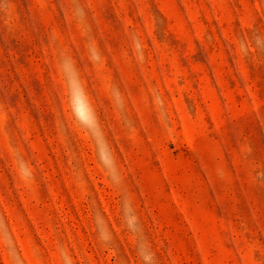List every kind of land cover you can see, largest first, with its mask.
Wrapping results in <instances>:
<instances>
[{
  "label": "rangeland",
  "instance_id": "374dc122",
  "mask_svg": "<svg viewBox=\"0 0 264 264\" xmlns=\"http://www.w3.org/2000/svg\"><path fill=\"white\" fill-rule=\"evenodd\" d=\"M0 264H264V0H0Z\"/></svg>",
  "mask_w": 264,
  "mask_h": 264
},
{
  "label": "clouds",
  "instance_id": "9594fccd",
  "mask_svg": "<svg viewBox=\"0 0 264 264\" xmlns=\"http://www.w3.org/2000/svg\"><path fill=\"white\" fill-rule=\"evenodd\" d=\"M77 14L78 16L82 15V12L78 10ZM137 49L141 50L142 52L138 40ZM92 56L97 62L100 60L98 52L92 51ZM60 67L68 83L69 103L74 119H76L81 126L86 128L94 138L102 136L99 122L95 115V110L93 109L91 102L87 97V93L80 82L79 75L75 70V66L72 64L71 60L65 56L61 58ZM113 96L117 101V105L119 106L121 100L118 89H113ZM18 167L20 168L21 175L24 177V179L31 180L33 178V173L27 164L20 162L18 163Z\"/></svg>",
  "mask_w": 264,
  "mask_h": 264
}]
</instances>
